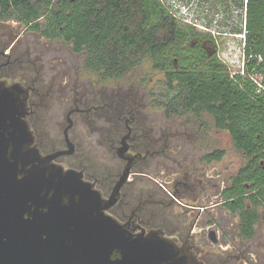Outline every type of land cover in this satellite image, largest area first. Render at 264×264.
<instances>
[{"label":"trees","instance_id":"obj_1","mask_svg":"<svg viewBox=\"0 0 264 264\" xmlns=\"http://www.w3.org/2000/svg\"><path fill=\"white\" fill-rule=\"evenodd\" d=\"M158 5L156 0H0V18L24 24L32 22V30L43 31L51 39H63L74 53L83 54L87 71L107 80L123 77L145 59L151 63L152 70L168 71L173 69L172 57L178 56L180 61L181 53L201 52L190 48L183 39L176 41L178 35L186 36L188 29ZM240 7L244 12L243 75H230L214 55L210 69H200L195 64L186 67V73L181 76L163 77L158 99L153 101L167 118L188 119L200 117L204 112L209 114L214 127L226 131L235 148L244 153L247 162L232 179L227 196L237 199L225 207L239 211V233L249 240L254 235V225L258 221L264 225V96L256 92L248 78L251 73L264 74V0H244ZM42 18L45 25L40 22ZM91 92L88 90L92 102L98 96L105 107L83 113L84 130L91 132L96 141L99 119L103 134L117 143L112 133L113 122L133 112L137 101H130L127 93L123 97L119 94L108 97ZM75 155L76 146L71 157L76 158ZM222 155V151H215L205 160L218 161ZM81 160L76 166L86 168L90 177H97ZM104 177L110 190L115 175ZM245 185L250 186L249 191L244 190ZM247 191L249 195L238 198Z\"/></svg>","mask_w":264,"mask_h":264},{"label":"flooded vegetation","instance_id":"obj_2","mask_svg":"<svg viewBox=\"0 0 264 264\" xmlns=\"http://www.w3.org/2000/svg\"><path fill=\"white\" fill-rule=\"evenodd\" d=\"M156 1H158L157 3L159 4V8L163 9L179 22H182L183 25H185V29H188L187 35H178L176 41L183 39L190 48H197L198 50H201L199 53H181L180 57L182 60L180 61L178 56L172 57L173 69L168 71L161 70L158 72L165 78L167 75L181 76L183 73H186V67H193L195 64L197 67H200V69H210L213 65V58L215 54L209 53L205 47V44L212 41V36L209 33L201 34L195 25L187 22L184 23L175 15H173L162 2V0ZM243 3L244 0H238V8H241L240 6L243 5ZM6 22H13L17 24L19 33L13 34L12 38L6 42L4 39H0V81L7 84L11 75L16 76V81L9 85L18 84L25 92L27 106V115L25 116V121L34 137L33 147L39 150L42 156H46L56 151H54L53 147H49L51 144H49L41 136V133L38 132V126L36 123L37 117H35V115L36 109L44 103L45 97L48 96L47 93L53 91V89L57 88V86L65 88V92L72 93L74 107L67 112L68 114L70 111H73V113L70 115V118L74 114L88 113L92 109L103 110L105 107L104 101L97 105L92 104V98L88 96V88H94L95 84L88 83V86H86L87 84L85 83L84 77L80 76V74L74 75L73 77L62 75L60 79H57V77H53L52 79H43L39 77H42L41 74L39 75L40 71H46L50 68L49 66L53 65L54 59L52 58V51L49 49L48 44L56 42L57 44L67 45L66 41L58 38L51 39L45 37L43 31L37 32L32 30V22L29 24H24L12 19L0 18V25L5 24ZM40 22L42 25H45L43 18ZM25 35L29 36V38L31 36L39 37L40 41L38 42L33 40L30 41L29 44H26L24 41H20V39L24 38ZM38 44H40V49L37 48ZM75 54L83 55L82 53ZM199 74L205 73L203 71H199ZM98 93L107 96L102 91ZM80 104L87 106V108H80ZM135 114L137 115L136 117ZM204 114L212 119L209 114L204 112L200 115V117L189 116L188 120L186 119L183 121L188 125L202 123L200 122V119ZM138 115L140 116L139 113H133L132 111H129L128 119L123 120L124 118L121 119V117H117L115 119V122H113L112 133L118 140L117 143H112L110 136H108L106 133L103 134L102 126L100 122H98L99 119L96 122V129L98 130L96 135L97 146L103 152L106 150V153L104 152L106 156L111 155V157L116 158L119 166L115 174V182L111 186L110 192L124 171V168L128 162L118 155L119 149L124 148L126 151L123 154V157L130 159V171L127 182L121 187L115 204L110 207V209L107 211V214L133 235L140 233L148 234L156 231V233H158V235L161 237L167 239L171 238L173 241H176L177 245H180L185 250H190L192 252V264H260L258 256L254 254L252 248L244 244V242L247 240H245L239 233V211H231L225 207L226 204L229 202H234L235 199H237L236 196H234L232 199H227V196L228 192L232 189V179L237 176L239 170H237L233 176L226 173L225 175H222L220 179H218V175L216 177L217 182H213L215 179L213 175L206 176L204 174L207 184L205 188L210 189L206 195L208 196L207 198H209L207 205L198 203L199 196H197L198 193L195 191L197 188H199L198 184L202 183V179L194 176L193 173L189 171V168L184 166V162L187 160L185 157H180L175 161L169 159L171 162H175V165L178 166V171L176 172L177 174L174 179H171L168 182L164 180L163 183L158 181L156 178H151L149 175L143 174V171L146 168H151V170H153L155 166L160 165L164 168L166 162L164 157L166 156V152L178 150V146L187 147L191 134L188 136L187 134H182L180 132H165V128L163 130L159 128L161 131L159 133H154L152 131L153 129H147L144 126L145 122L141 121V119H138ZM71 121L72 125L68 131V134L73 132L75 126L72 119ZM152 124L155 125L154 123ZM83 125V118H81L80 122L76 124L77 134L79 133L78 128L81 127L82 129ZM216 130L224 131L219 129ZM69 139L71 141L70 137ZM171 141H177V143H173ZM73 146L75 152V144H73ZM46 148L48 150H46ZM65 148L61 150H65ZM183 149H180V151L185 152ZM215 151L221 150H214L208 154H205L203 156V161L205 163H212L214 161L217 162L216 160L212 159L205 160V157L213 154ZM74 152L73 154L69 155V157L73 156ZM222 157L219 160H221ZM60 158L61 157L54 160L53 163L61 165L59 163ZM77 161L79 160L77 159ZM68 169L80 171L83 175V179L93 183L94 188L100 192L102 198L106 199L102 189L100 188L101 185L105 184V175L103 172L100 173L101 170H98L99 174L96 173L97 177L92 178L86 172V168H78L77 166H74ZM131 176H133V178H130ZM141 177L145 178L148 185L143 187L138 193L139 197H136L134 192H130L128 190V187L133 189L135 181L137 179H143ZM249 188L250 186L245 185L244 190L249 191ZM248 191L247 193L238 196V198L249 195L250 192ZM175 197L183 199L184 204L179 205L187 209L190 215V221L188 226L185 228L184 233L182 231H177L175 227L171 230H168L166 228L164 215L159 213L161 207L165 208L170 206L172 201H176ZM214 199L215 201H213ZM166 200L168 201L167 204ZM185 200H188V202ZM247 209H250L249 204H247ZM229 217L238 220V233L236 238H224V234H222V237L220 236L221 230L225 232L227 230L224 228L225 224L221 221H228ZM156 218L158 220H163L157 226L155 224V222H157ZM203 219L206 220V224L211 223L209 225V230L206 232V236L205 233H200L197 235V232H194V228L200 224L198 223L199 220L202 221ZM215 219H218V221L215 222ZM197 236L199 237L198 239ZM220 239L224 244L223 247L219 244ZM204 242L205 244L212 245V247H220L222 249L221 255L216 254L217 251H211L210 254L203 252L201 244H204Z\"/></svg>","mask_w":264,"mask_h":264},{"label":"rangeland","instance_id":"obj_3","mask_svg":"<svg viewBox=\"0 0 264 264\" xmlns=\"http://www.w3.org/2000/svg\"><path fill=\"white\" fill-rule=\"evenodd\" d=\"M162 2L179 20L195 25L201 34L209 33L212 36V41L206 43L205 47L209 53H214L226 66L230 75L242 71L244 48V21L242 18L244 12L238 8V0H162ZM241 28L242 30L239 31ZM15 33H19L17 24L6 22L0 25V39H4L5 42L9 41ZM21 40L29 44L33 40L39 42L40 38L33 36L29 38V36L25 35ZM48 47L52 51L53 65L49 66L50 68L46 71H40L39 75H42V77L39 76L40 78L52 79L53 77H57V79H60L62 75L73 77L80 74V76L84 77L86 86H88V83L95 84L94 88L87 87L93 94L102 91L108 97H115L118 94L123 97L127 93L130 101H137L136 109L133 113H139L138 119L144 121V126L147 129H153L154 133H159L165 128V132H180L188 136L191 134L187 147L178 146V150L166 152L164 168L161 165L155 166L153 170L146 168L143 174L156 178L163 183L164 180L168 182L174 179L178 171V166L169 159L175 161L180 157H185L187 160L184 162V166L189 168V171L194 176L202 179V183L198 184L199 188L195 191L198 193L197 196H199L198 203L207 205L209 198L206 195L210 189L205 188L207 184L204 174L206 176L213 175L215 177L213 182H217L216 177L218 175V179L226 173L233 176L237 170L246 164L247 158L234 147L229 134L226 131H217L213 125V120L209 116L202 115L200 119L202 123H195L193 125L184 123L185 117L167 118L165 116L163 109L153 101L154 98L158 99L157 94L161 90L163 76L159 72L152 70L151 63L148 60H142L133 70L119 79L102 80L97 74H93L85 69L83 55L75 54L69 44L52 42L48 44ZM37 48L40 49V44L37 45ZM16 79L15 75H11L7 85L13 83ZM48 83L50 84L49 81ZM65 91V88L57 86L53 91L47 93L48 96L45 97L44 103L36 109L37 130L51 144L49 147H53L54 151L65 148L63 129L67 124L66 114L74 107L72 93ZM91 98L93 99V97ZM97 103H101V101L98 99V96H94L92 104ZM81 106L83 105L80 104L79 107ZM82 117H84L83 114L71 116L75 126L73 132L69 133V137L76 146V158L64 156L59 159V163L64 169H68L77 165V159H82V165L88 166L91 174H99L98 170H101L100 173L103 172L105 176H114L119 168L116 158L107 157L99 149L91 132H87L84 128L81 129L80 127L77 134L76 124L80 122ZM128 118L129 116L126 114L123 120ZM171 142L177 143V141ZM180 149H183L185 152H181ZM46 150L48 149L46 148ZM214 150L223 151L224 155L222 159L217 162L205 163L203 156ZM130 178H133V176ZM141 178L143 179L135 181L133 189L128 187V190L134 192L136 197H139V191L148 185L145 178ZM108 186V184H103L100 187L105 192L104 196L106 198L110 194V190L107 189ZM167 200L166 204L168 203ZM175 200H171L170 206L161 207L159 213L164 215L168 230L175 227L177 231L184 233L185 228L189 224L190 215L187 209L179 205L184 204L183 199L175 197ZM185 201L188 202V200ZM156 220V226L163 221L157 218ZM214 221L217 222L218 219ZM221 222L225 224L224 228L227 230L226 232L221 230L220 236L222 237V234H224V238H236L238 220L229 217L228 221ZM198 223L200 224L194 228V232H197V235L205 233L206 236L211 223L206 224L205 219L199 220ZM169 240L172 239L169 238ZM219 244L222 247L224 246L221 239L219 240ZM244 244L253 249L254 254L258 256L260 264L264 263V226L261 222L255 225L253 238L247 240ZM201 246L202 251L207 254H210L211 251H217L216 254L221 255L222 249L220 247H212V245L205 244V242ZM185 251L193 255L190 250Z\"/></svg>","mask_w":264,"mask_h":264},{"label":"water","instance_id":"obj_4","mask_svg":"<svg viewBox=\"0 0 264 264\" xmlns=\"http://www.w3.org/2000/svg\"><path fill=\"white\" fill-rule=\"evenodd\" d=\"M67 114L65 150L42 156L25 121V92L0 81V264H192L156 232L133 235L107 214L127 182L130 159L102 198L80 171L53 163L74 152Z\"/></svg>","mask_w":264,"mask_h":264},{"label":"built area","instance_id":"obj_5","mask_svg":"<svg viewBox=\"0 0 264 264\" xmlns=\"http://www.w3.org/2000/svg\"><path fill=\"white\" fill-rule=\"evenodd\" d=\"M243 40H244V36H243ZM244 45V43H243ZM258 61H261V58L258 57ZM244 68V56H243V65H242V71ZM238 72L240 74L243 75V72ZM248 78L250 79V81H252V83L255 85L256 88V92L261 94L262 96H264V74H248Z\"/></svg>","mask_w":264,"mask_h":264}]
</instances>
